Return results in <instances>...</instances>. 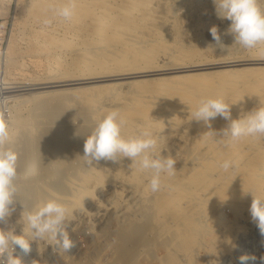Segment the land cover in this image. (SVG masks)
<instances>
[{
    "label": "bare ground",
    "instance_id": "bare-ground-1",
    "mask_svg": "<svg viewBox=\"0 0 264 264\" xmlns=\"http://www.w3.org/2000/svg\"><path fill=\"white\" fill-rule=\"evenodd\" d=\"M147 4L146 0H120L109 4L108 9L104 8L107 12L101 18L99 17L98 21L103 24L107 22L106 25L112 26L103 28L97 44L91 42L99 48H105L104 50L107 48V53L108 51L111 53L110 58L112 56L114 61L120 59L119 52L126 53L124 45L131 46L133 40L124 36L121 39L122 44L119 43L121 44L119 45L117 43L120 39L116 41V37H123L120 32L137 31L148 22L152 10L147 9ZM143 41L141 40V43ZM132 45L135 48L138 47L139 51L128 56V61L132 62L138 57L145 63L130 68H119L120 70L112 74L92 75L91 73L90 76L78 77L66 72L65 75L58 74L48 80L31 83L8 82L0 75V96H11L14 94L11 92L18 90L60 87L93 79H110L119 75L134 76L144 73H165L169 70L184 71L191 68L218 67L221 63L230 64L237 60H249L246 62L251 63L264 62V57L256 56V54L244 59L183 62L170 66L163 48L155 50L151 44V48L143 45L141 46L144 48H141L139 43L137 46L135 43ZM155 47L161 48L156 44ZM97 60L100 62L99 59ZM120 60L122 62V58ZM261 69L247 70L248 73H243L241 70L242 73L232 72L228 76L221 77L218 76V72H202L158 78L149 84L138 82L134 88L132 86V90L129 89L131 91L128 93L112 94V101L109 104L105 101V93L109 85L56 87L23 95L17 102L19 103L17 106L20 105L19 108L10 117V141L5 145L18 155V174L15 180L17 192L13 205L15 211L11 215L17 219L16 223L19 225L17 234H23L25 218L28 212L34 211L37 206L55 199L63 203L70 212V207L78 203L81 197L94 198L95 189L101 186L109 187L113 196L106 198V201L94 198L92 202L95 203L90 206V209L95 208L96 212L93 215L89 211L90 216H96L100 235H111L119 241L116 253L120 257L126 254L123 250L128 247L125 246L126 243H130L129 252L133 254L142 236H146L145 233L155 226L154 216L166 214L171 210H177V216L171 219L166 217L161 223H164L162 229L175 224H186L192 232H189L191 233L189 236L193 239L200 234L194 230L202 224L204 220L202 214L212 202L225 203L226 205H223L234 210V213L244 208L246 222L254 223L249 211L252 194L264 199V137L245 136L233 142L226 137L209 132H219L228 127L230 121L217 117L211 121V127H209L203 122L191 120L190 113L203 98H222L226 103L232 104L231 118L233 120L240 119L248 112L264 106V67ZM22 109L27 110L26 115L22 114ZM110 109H119L126 121L122 129L123 136L128 137L145 129L150 130L158 141L157 155L165 149L164 145L172 136L178 135L182 138L180 143H183L178 145V151L189 155V158L180 166L176 164L175 167H178L174 176L162 174L160 191L153 193L148 186L151 171L140 170L138 165H132V161L128 158L118 162L101 160L98 163L93 162L92 165L87 164L86 158L83 157L85 139L105 112ZM243 156L245 159L240 160ZM225 160L233 162V168L227 172L220 167ZM53 183L60 185L58 191H53L51 188L50 185ZM216 188L219 189L216 190ZM214 189L216 191H213ZM130 195L134 198L138 196L137 207L129 208L123 223L119 225L108 223L105 212L117 207L120 200L126 201ZM152 216L153 219L150 220ZM145 217L147 220L141 224ZM229 221L233 223L232 220ZM152 224L154 226H151ZM227 224L226 230L231 231L232 224L230 222ZM233 224L237 230L241 227L240 222ZM184 230L182 229L181 233L178 231L182 239L179 245L183 244L184 234L188 232ZM214 231L217 232V229L215 228Z\"/></svg>",
    "mask_w": 264,
    "mask_h": 264
},
{
    "label": "rangeland",
    "instance_id": "rangeland-1",
    "mask_svg": "<svg viewBox=\"0 0 264 264\" xmlns=\"http://www.w3.org/2000/svg\"><path fill=\"white\" fill-rule=\"evenodd\" d=\"M111 1L0 0V75L8 82L31 83L45 81L58 74L65 75L66 72L78 77L90 76L91 73L92 75H96V73L99 75L112 74L119 68H130L145 63L137 56L134 61H128V56L139 51L138 47L137 49L132 45L134 43L135 46L139 43L141 48L143 46H146V48L153 47L155 50L163 48L162 50L168 56L166 59L170 66L183 62L244 59L251 58L256 54V56L264 57V43L258 44L253 49L245 50L239 44H235L232 35L225 34L231 21L218 17L213 0H146L148 1L147 9L152 10L148 22L137 30L139 32H120L123 37H116V41L119 39L120 41L118 43L113 41L119 44L124 36L130 37L131 41L133 40L131 46L130 44L124 45L126 53L119 52L122 55L118 54V58H122V64L120 59L116 58L117 60L114 61L112 56L110 58L111 53L109 51L107 53V48L104 50L105 48H99L95 45L100 40V33L104 30L103 28L107 29L112 26L111 24V26L106 25V20L104 24L98 21L99 17L101 18L107 12L104 8L107 7L108 9L111 3L120 0ZM68 4L74 5V14L70 20L55 15V9ZM261 6L264 7V4ZM46 19L50 20L51 23L46 25L44 23ZM213 26L218 27L224 46L216 45L213 40L210 34V28ZM135 32L137 33L135 34ZM141 40H145L143 43H146H141ZM155 44L161 48L155 47ZM90 48L93 50L91 51ZM246 61L249 60H237L230 64L221 63L218 67L191 68L184 71H170L168 69L169 71L165 73H144L143 75L134 76L129 74L119 75L110 79H93L84 83L60 87L109 85L110 87L105 93V101L109 104L112 101V94L118 92L128 93L138 82H148L146 84H149L158 78L189 73L200 74L202 72H218V76L221 77L228 76L232 72L243 70V73H248L249 70L255 71L264 67V62L251 63ZM56 87L60 88L59 86ZM56 87L32 88L27 89L28 91L18 90L11 92L14 93L11 96H0V120L6 122L8 130H10V117L19 108L20 105L17 106L19 104L17 102L23 95ZM21 111L22 114L27 113L26 109ZM181 141L180 136H172L170 141L164 145L165 149L158 155L174 158L179 166L185 163L189 155L178 151V145L183 143H180ZM243 157L240 160H244L245 156ZM50 186L53 191L60 189L59 184L53 183ZM218 189L216 188V190ZM94 194V198L97 197L102 201H106V198H112L113 196L110 188L105 186L96 188ZM94 198L81 197L78 203L70 207L65 226L71 239L76 244V247L70 252L58 249L54 241L45 238L31 241L30 253L25 254L18 246H14L16 249L13 254L22 260V264H239V257L242 255L256 257L255 260L250 259L247 264H261L260 257L264 256V235L260 233L255 223L248 224L246 222L244 208H241L243 210H235L238 213L241 211L238 217V213L230 210L229 207L225 206V203L212 202L210 206L205 208L203 214L201 212L204 220L200 227L194 230V232H200L196 239L189 236L192 232L189 231L186 224H175V226L162 229L164 223H161L166 217L171 219L177 216L178 211L171 210L166 214L154 216L156 219H154L155 226L152 224L151 226H154L151 228L152 231L149 229L145 233L146 236H142L140 239L142 243L138 242V249L136 248L132 254L129 252L131 248H128L131 247L130 243H126L125 246L128 247L126 249L122 248L126 254L122 253L126 257H120L116 253L119 241L111 235H100L98 231L96 216H93L96 212L95 208L90 209V206L95 203L92 202ZM137 198L138 196L134 198L130 195L126 201L120 200L119 205L114 207L116 209H108L105 212L108 223L113 225L123 223L122 221H125L128 211L133 207H137ZM89 211L93 213L92 216H90ZM85 214L87 215L85 216ZM209 216L212 217L209 218ZM151 219H153V216ZM145 220H147L146 217L142 219L141 224ZM229 220L236 224L240 222L241 227L239 230ZM235 220H238V222H235ZM16 221L17 219L11 216L5 222H0V229L14 228L17 234L19 225ZM227 222L232 224V230L236 229L237 231L226 230ZM159 224L161 225L158 226ZM180 228L183 230L188 229L186 230L188 232L184 230L186 234H184L185 238L182 245H179L182 240L180 237L182 229ZM215 228L217 232L214 231ZM27 238L31 240L30 233ZM127 249H129L128 252Z\"/></svg>",
    "mask_w": 264,
    "mask_h": 264
},
{
    "label": "clouds",
    "instance_id": "clouds-1",
    "mask_svg": "<svg viewBox=\"0 0 264 264\" xmlns=\"http://www.w3.org/2000/svg\"><path fill=\"white\" fill-rule=\"evenodd\" d=\"M213 3L218 17L231 21L225 34L232 35L235 44L249 50L264 43V7L261 6L264 0H213ZM73 14V4L55 9V15L65 20H70ZM44 23L47 25L51 21L46 19ZM210 34L216 45H223L218 27H211ZM231 105L222 98H203L191 111V120L203 122L209 127H211V121L217 117L230 121L228 127L219 132H209L226 137L233 142L245 136L264 137V106L248 112L240 119L233 120ZM125 125L126 121L119 109L107 110L86 137L83 157L89 165L101 160L118 162L128 158L132 161V165H138L140 170L151 171L148 186L151 192L156 193L162 187V174L175 175L177 161L172 157L156 154L158 141L148 129L136 135L123 136L122 129ZM9 141L8 125L0 120V222H5L15 211L13 205L17 192L15 180L18 174V155L14 150L5 147ZM220 167L227 172L233 168V162L225 160ZM252 197L249 209L251 219L264 235V199L253 194ZM68 214L69 209L63 203L50 199L37 206L34 211L28 212L23 234L17 235L14 228L0 229V264H22V260L13 254L14 246H18L25 254H28L31 252V241L45 238L54 241L58 249L70 252L76 244L65 226ZM29 233L31 240L27 238ZM5 256L6 259H4ZM250 259L255 260L256 257L242 255L239 257V264H247ZM260 260L261 264H264V256H261Z\"/></svg>",
    "mask_w": 264,
    "mask_h": 264
},
{
    "label": "built area",
    "instance_id": "built-area-1",
    "mask_svg": "<svg viewBox=\"0 0 264 264\" xmlns=\"http://www.w3.org/2000/svg\"><path fill=\"white\" fill-rule=\"evenodd\" d=\"M15 249H16V247H15ZM4 258H6V256Z\"/></svg>",
    "mask_w": 264,
    "mask_h": 264
}]
</instances>
